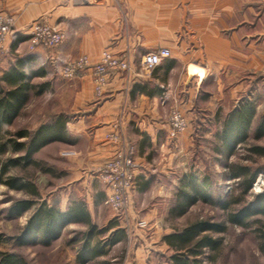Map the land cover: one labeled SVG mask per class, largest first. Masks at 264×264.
Wrapping results in <instances>:
<instances>
[{
	"label": "crops",
	"instance_id": "0c3cea01",
	"mask_svg": "<svg viewBox=\"0 0 264 264\" xmlns=\"http://www.w3.org/2000/svg\"><path fill=\"white\" fill-rule=\"evenodd\" d=\"M0 12L14 16L18 36L0 52V74L18 62L26 73L35 64L58 68L60 60L81 55L97 62L108 49L127 52L132 60L131 71L111 73L100 97L90 72L68 82L75 111L64 115L67 140L62 143L70 148L64 157L71 178L59 188L65 196L51 202L59 196L53 191L48 205L66 213L84 204L90 220L109 195L97 173L119 148L107 140L117 125L136 146V200L140 192L163 191L181 142L205 110L198 104L222 107L227 93L234 99L264 72V0H0ZM36 21L58 28L65 35L62 43L32 51L28 40ZM166 48L171 57L145 69L142 57ZM173 107L189 121L177 139L169 131ZM80 187L82 195L76 194Z\"/></svg>",
	"mask_w": 264,
	"mask_h": 264
},
{
	"label": "rangeland",
	"instance_id": "374dc122",
	"mask_svg": "<svg viewBox=\"0 0 264 264\" xmlns=\"http://www.w3.org/2000/svg\"><path fill=\"white\" fill-rule=\"evenodd\" d=\"M33 68L29 74L44 69L47 76L36 78L34 84L48 83L49 87L41 94L33 92L16 123L5 127V131L15 133L28 129L33 132L42 124H50L56 116L75 111L73 91L68 86L69 80L61 76L57 65L35 64ZM251 80V83L246 84L247 86L234 99L227 93L225 101L221 103L222 107L214 103L210 105L207 101L198 104L205 110L197 115L198 119L192 126L191 133L186 134L181 142L180 154L174 159L171 173L165 180V190L151 189L145 193L140 192L136 200L133 185L126 211L119 212L107 204L94 208L92 225L96 227V231L92 232V245H97L98 242L104 244L105 255L86 264H173L171 257L175 251L163 241L165 236L181 232L200 221L227 223V213L221 209L220 203L228 201L231 197L241 198L242 195V191L237 187V181L230 178L227 165L239 163L250 164L253 168L264 167V157L249 152L252 146H264V138L254 140L256 127L264 118V72H258ZM244 101H250L256 106V117L249 128L251 136L249 145L239 147L236 154L230 160H226L219 153L221 144L216 135L222 131L227 114ZM126 144L137 152L136 146L130 144L127 139ZM67 150H70L68 145L59 141L52 142L34 155V160L40 163L38 168L31 167L24 173L20 169L10 170V176L24 178L28 174L42 195L36 207L25 216L9 217L8 210L15 201L29 199L30 196L0 185V254H18L28 264H79L78 258L85 234L91 230L88 225H69L63 230L62 237L55 240L51 246L43 244L19 246L16 241L23 234L39 204L48 205V196L53 191L59 196L54 195L51 202L65 196L59 188L71 178L67 173L70 164L64 157L68 154ZM9 156H2L0 159L5 160ZM13 157L17 158L15 155ZM137 164L140 165L139 161ZM190 173L209 177L210 193L215 203L199 202L183 216H177L173 210L177 204L176 196L180 181L183 176ZM263 191L264 173L259 175L254 189L243 196L246 201H251L255 194ZM82 193H85L83 188L76 189V194ZM141 221L143 223H140ZM109 228L112 229L100 233ZM212 236L221 239V247L215 252L206 250L205 254L198 257L202 264H264V227L260 223L243 228L228 223L226 233H214ZM117 237L121 239L112 245Z\"/></svg>",
	"mask_w": 264,
	"mask_h": 264
},
{
	"label": "trees",
	"instance_id": "16d2710c",
	"mask_svg": "<svg viewBox=\"0 0 264 264\" xmlns=\"http://www.w3.org/2000/svg\"><path fill=\"white\" fill-rule=\"evenodd\" d=\"M45 77L47 76L44 69L31 74L26 73L23 62H18L16 66L0 74V158L10 155L5 160L0 159V185L30 196L29 199L15 201L8 210L9 217L25 216L36 207L39 198H42L41 192L38 191L34 180L28 174L24 178L10 176V170L20 169L24 173L31 167L38 168L40 163L34 160V155L52 142H66L67 140L65 128L68 119L64 115L56 116L50 124H42L33 132L28 129L15 133L4 130L5 127L16 123L33 92L37 91L38 94L46 92L49 87L48 83L34 84L36 78ZM255 117L256 106L250 101H244L227 114L222 124V131L216 135V139L221 144L219 153L226 160H230L239 147L249 145L251 138L249 128ZM256 128L254 140H261L264 138V118ZM249 152L264 157V146H252ZM227 168L230 178L237 181V187L242 191L241 198L231 197L228 201L220 203L221 209L227 213V223L200 221L181 232L165 236L163 241L175 251L171 257L173 264H202L198 257L205 254L206 250L215 252L221 247V239L213 237L212 234L226 233L228 223L240 228L249 227L253 223H260L264 227V191L255 194L251 201H246L243 196L254 189L259 175L264 173V167L253 168L250 164L233 163L227 165ZM209 180L208 176L202 177L195 173L183 176L173 212H176L177 216H183L199 202L215 203L210 193ZM91 221L84 204H74L73 208L66 213L56 207H49L46 203L39 204L23 234L16 239L17 245L51 246L55 240L62 237L63 230L69 225H88L91 230L85 234L84 244L78 258L79 264H86L105 255L104 244L98 242L97 245H92V232L96 231V227ZM119 234L122 235L121 237L124 236L121 232ZM121 237H117L112 245L117 243ZM0 264L28 263L18 254L2 253Z\"/></svg>",
	"mask_w": 264,
	"mask_h": 264
},
{
	"label": "built area",
	"instance_id": "2783aa9c",
	"mask_svg": "<svg viewBox=\"0 0 264 264\" xmlns=\"http://www.w3.org/2000/svg\"><path fill=\"white\" fill-rule=\"evenodd\" d=\"M16 19L9 13L0 12V52L4 51L9 40H16L14 31ZM29 47L35 51L38 47H56L62 43L65 35L58 28L45 21H36L30 29ZM171 57L169 48L160 49L145 54L142 64L145 69H152L161 65ZM132 60L127 52L117 54L110 49L104 50L97 62L88 56L81 55L78 58L60 60L58 69L67 80H73L85 72L92 75L94 89L97 96H102L109 83L111 73L129 72L132 70ZM171 138L177 139L189 126V121L179 108L173 107L168 114ZM108 141L118 145L114 156L99 168L97 176L106 184L109 195L106 204L113 206L119 212L126 211L129 206V196L134 185V171L139 168L134 148L127 146L122 127L117 125L115 130L107 136ZM140 223H143L141 221Z\"/></svg>",
	"mask_w": 264,
	"mask_h": 264
},
{
	"label": "bare ground",
	"instance_id": "6f19581e",
	"mask_svg": "<svg viewBox=\"0 0 264 264\" xmlns=\"http://www.w3.org/2000/svg\"><path fill=\"white\" fill-rule=\"evenodd\" d=\"M191 75H195L194 72L191 71V69L189 70ZM201 76V75H200ZM202 77V76H201Z\"/></svg>",
	"mask_w": 264,
	"mask_h": 264
},
{
	"label": "water",
	"instance_id": "95a60500",
	"mask_svg": "<svg viewBox=\"0 0 264 264\" xmlns=\"http://www.w3.org/2000/svg\"><path fill=\"white\" fill-rule=\"evenodd\" d=\"M259 183V182H258Z\"/></svg>",
	"mask_w": 264,
	"mask_h": 264
}]
</instances>
